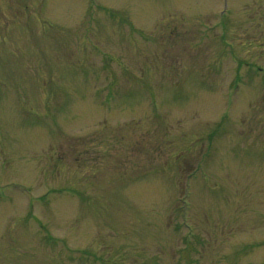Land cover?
<instances>
[{
    "label": "rangeland",
    "instance_id": "1",
    "mask_svg": "<svg viewBox=\"0 0 264 264\" xmlns=\"http://www.w3.org/2000/svg\"><path fill=\"white\" fill-rule=\"evenodd\" d=\"M0 264H264V0H0Z\"/></svg>",
    "mask_w": 264,
    "mask_h": 264
}]
</instances>
